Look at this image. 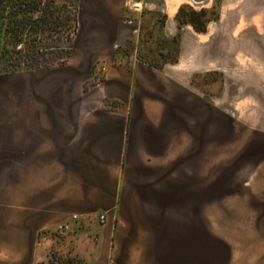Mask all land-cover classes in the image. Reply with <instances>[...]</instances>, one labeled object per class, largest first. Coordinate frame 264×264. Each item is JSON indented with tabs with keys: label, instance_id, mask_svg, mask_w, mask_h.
<instances>
[{
	"label": "crops",
	"instance_id": "0c3cea01",
	"mask_svg": "<svg viewBox=\"0 0 264 264\" xmlns=\"http://www.w3.org/2000/svg\"><path fill=\"white\" fill-rule=\"evenodd\" d=\"M135 1L141 11L78 0L68 61L20 70L21 135L5 152L21 157L11 183L32 264L41 234L61 228L84 264L234 262L214 228L222 135H264V0ZM181 9L203 13L205 29L179 25ZM150 34L177 44V60L142 61Z\"/></svg>",
	"mask_w": 264,
	"mask_h": 264
},
{
	"label": "rangeland",
	"instance_id": "374dc122",
	"mask_svg": "<svg viewBox=\"0 0 264 264\" xmlns=\"http://www.w3.org/2000/svg\"><path fill=\"white\" fill-rule=\"evenodd\" d=\"M34 7L44 12V18L34 21V16L31 28H26L15 42L24 43L26 56V46L36 45L26 61L30 67L61 66L77 45L78 0H35ZM150 36L141 37L140 44V54L148 64H164L175 57L174 47L165 48L163 37ZM21 66L22 63L17 68ZM22 73L0 72V264L33 262L34 245L26 236L30 229L28 209L20 200V183L15 181L21 173V157L7 156L5 152L7 135L10 138L21 135ZM94 80H99L98 76ZM263 165L264 135H222V215L214 222V228L231 242L232 264H264ZM70 230L43 232L35 264H84L75 253L76 236L72 237ZM18 231L24 235H18Z\"/></svg>",
	"mask_w": 264,
	"mask_h": 264
},
{
	"label": "trees",
	"instance_id": "16d2710c",
	"mask_svg": "<svg viewBox=\"0 0 264 264\" xmlns=\"http://www.w3.org/2000/svg\"><path fill=\"white\" fill-rule=\"evenodd\" d=\"M34 4L35 0H0V72L35 69L30 67L26 61L31 58L32 53L36 49V45H33V47H31V45L26 46L28 55L26 56L24 54V43H22V41L21 43L20 41L15 42L17 37L19 38V35L24 32L26 28H31L30 25H32L34 16V21L44 18V12L38 11L39 9L34 7ZM202 15L203 13L201 12L192 11L186 13L181 9L178 14L179 25L188 19L194 24L197 30L202 31L205 29ZM173 47L175 49V57L170 61L174 62L177 59V44ZM139 58L144 62H148L145 57L143 58L141 56L140 49ZM21 63L23 67L17 68ZM161 64L155 66H161Z\"/></svg>",
	"mask_w": 264,
	"mask_h": 264
},
{
	"label": "built area",
	"instance_id": "2783aa9c",
	"mask_svg": "<svg viewBox=\"0 0 264 264\" xmlns=\"http://www.w3.org/2000/svg\"><path fill=\"white\" fill-rule=\"evenodd\" d=\"M128 3L130 5V7L134 11H141L142 10V3H141V1L128 0ZM101 218L104 219L105 218V215H102Z\"/></svg>",
	"mask_w": 264,
	"mask_h": 264
}]
</instances>
